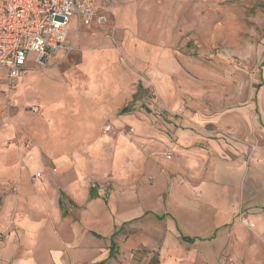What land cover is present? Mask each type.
<instances>
[{"label": "rangeland", "instance_id": "obj_1", "mask_svg": "<svg viewBox=\"0 0 264 264\" xmlns=\"http://www.w3.org/2000/svg\"><path fill=\"white\" fill-rule=\"evenodd\" d=\"M94 2L71 53L0 67V245L63 189L79 264H264V0Z\"/></svg>", "mask_w": 264, "mask_h": 264}, {"label": "built area", "instance_id": "obj_2", "mask_svg": "<svg viewBox=\"0 0 264 264\" xmlns=\"http://www.w3.org/2000/svg\"><path fill=\"white\" fill-rule=\"evenodd\" d=\"M72 20L77 29L90 28L107 16L99 14L94 0H0V67L9 71L10 88L25 73L30 53L44 66L57 52L72 50Z\"/></svg>", "mask_w": 264, "mask_h": 264}, {"label": "crops", "instance_id": "obj_3", "mask_svg": "<svg viewBox=\"0 0 264 264\" xmlns=\"http://www.w3.org/2000/svg\"><path fill=\"white\" fill-rule=\"evenodd\" d=\"M84 28L85 26H82L77 29L76 23L71 24L69 39L72 43V50L69 52L61 50L54 54L52 58H58L64 56L65 54L71 53L75 49L78 38H80ZM124 108L120 110L121 113H126L130 109L127 105ZM87 194L89 195V199L91 200L94 198H99V193L95 188H91L90 190H88ZM39 196H41L42 198L45 197L44 194H39ZM74 196L75 192H72V190L65 191L63 189H60L56 205L54 204L50 206L38 204L35 205V207L29 209L26 212L27 215L23 216L18 223L20 225V228L22 229V237H24L26 243L32 244L33 248H30V250H19L18 254L14 252L15 249H17L16 247L18 246V240H14V238L16 237V233L15 230H13L9 234V245H0V264H6V259H9L14 253L15 261L13 264H40L39 261H41L42 259L44 260V258H39V256H37V253L39 251H36L35 248L36 246L40 248V245L43 246L47 244L49 246V252H46L44 255H46V258H49L54 264H79L80 262H83L77 257L70 260L67 252H64V249L67 248L66 246L68 245V243L64 241V239H62L59 234L57 235L55 231L56 226H59L60 219L62 217L68 216L71 213L70 205L78 207V203L73 198ZM9 202V200H6L4 205L2 206V209L0 210V229H2L6 223L4 220L5 216L8 215L11 211ZM55 246L57 247L55 248Z\"/></svg>", "mask_w": 264, "mask_h": 264}, {"label": "trees", "instance_id": "obj_4", "mask_svg": "<svg viewBox=\"0 0 264 264\" xmlns=\"http://www.w3.org/2000/svg\"><path fill=\"white\" fill-rule=\"evenodd\" d=\"M124 109H126V108H124ZM62 205H63V201H62ZM183 237V239L184 240H186V241H192V238L191 237H189V236H186V235H183L182 236ZM115 242L114 241H112V249H111V251H110V255H109V257H112L113 255H114V250H113V248L115 247Z\"/></svg>", "mask_w": 264, "mask_h": 264}]
</instances>
